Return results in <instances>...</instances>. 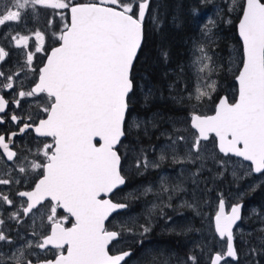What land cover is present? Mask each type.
I'll return each mask as SVG.
<instances>
[{"label": "snow or ice", "instance_id": "snow-or-ice-1", "mask_svg": "<svg viewBox=\"0 0 264 264\" xmlns=\"http://www.w3.org/2000/svg\"><path fill=\"white\" fill-rule=\"evenodd\" d=\"M149 3L150 0H0V27L8 26L0 39L25 50L22 67L0 70V125L10 122L18 128L7 134L0 132V160L12 162V170L25 176L36 174L27 190L13 194L0 191V241L15 244L5 227L2 206L13 209L7 215L8 221L21 224L24 217L31 216L33 225V239L25 240L8 255L0 251V264H127V258L132 256L130 249L113 251V242L132 229L110 230L106 221L128 207L110 197L126 183L117 146L125 136L128 98L134 88L133 67L144 39ZM228 4L230 12L237 8L240 12L238 32L243 59L235 76L238 98L230 101L228 96L218 97L212 114L193 110L189 116L191 146L185 156L174 154L172 159L180 164L194 163L193 157L202 159V141L211 138L220 153L251 162L248 174L264 175V0H228ZM40 9L53 10L45 30L28 29L27 18L38 17ZM12 24H23V32L13 34ZM214 27L212 20L205 25L208 32ZM199 51L201 55L194 61L199 74L194 97L197 101L211 100L217 81H205L218 69L203 45ZM38 53L45 54L46 62L37 70L33 61ZM8 56L9 52L0 46V64ZM22 73L25 78L29 74L36 77L27 90L18 79ZM6 90L10 99L6 98ZM40 94H44L46 102L37 104V109L45 118L18 115L13 110L12 106L20 108L23 98ZM29 131L51 138V143L36 148L35 159L23 154H33L32 149H20L14 139ZM188 142L184 135H177L167 150L176 153L178 143ZM166 158L162 149L160 160ZM148 163L145 157L137 167H147ZM5 174L9 178H0V185L21 184L20 179L11 176V170ZM161 187L168 191L163 178ZM174 190L182 188L177 185ZM242 207V203H235L226 211L221 195L214 222L225 246L210 252L207 264H229V258L239 259L234 226L241 220ZM141 227L142 235L151 231L150 226ZM188 262L199 264L196 255H189L185 264Z\"/></svg>", "mask_w": 264, "mask_h": 264}, {"label": "rangeland", "instance_id": "rangeland-1", "mask_svg": "<svg viewBox=\"0 0 264 264\" xmlns=\"http://www.w3.org/2000/svg\"><path fill=\"white\" fill-rule=\"evenodd\" d=\"M202 1L204 2L203 7L193 9L196 30L186 37L188 40L184 39V43L188 46L187 58L183 63L184 67L182 66L183 70L186 68L187 75L182 74L181 77L183 80L181 88L184 91L165 98L151 83L145 84L144 79L147 75L141 71L143 77L138 83L141 97L140 110L133 111L127 119V132L130 139L123 142L127 151L133 150L135 145L140 146L138 145L141 140L140 136L150 145H146V150L143 146V151L142 148L135 149L133 153L130 152L131 154L126 155L122 171L129 178V183L127 187L118 190L113 195L114 199L125 197L132 206L130 211L115 214L111 218L112 227L117 226L119 230L121 227L132 229L131 232L124 231V242L127 240L131 243L135 242L141 236V226L152 227L157 223L155 220L163 203V195L166 193L169 197V191L172 188V238L169 236L162 238V241L157 239L153 242L142 243V249L138 251L137 256L130 264H154V261L155 264H165V262L166 264H185L189 255H196L199 264H201L203 260L207 259L210 252L222 250L225 241L216 234L213 223V216L218 209L221 195L228 209L233 203L243 200H246L247 204L243 213V224L236 232L237 243L240 246L238 247L240 249L237 250L239 259L229 258V264H264V195L259 201H249L248 203V193L260 187L264 182V175L248 174V169L251 166L248 161L220 153L216 142L211 138L209 141H202L200 153L202 159L193 157L194 163L185 162L182 164L175 163L172 159L174 154L185 156L191 146L193 130L189 127L190 113L193 110L211 113L222 93H227L231 101L237 94L235 76L242 65L243 51L242 44H238L234 40L232 27L240 17L239 9L230 12L228 0ZM47 10L49 9H43L44 17ZM209 20L215 21V27L211 32L205 28ZM33 26H38L33 30L40 27L35 22H33ZM202 45L218 69L205 82L217 81V90L211 100L197 101L194 93L199 82V74L194 61L201 55L199 48ZM165 100L167 103L162 104ZM168 104L172 105V110L163 106ZM136 124H139L140 127H136ZM177 129H179L178 132ZM177 135H184L189 142L187 144L178 143L176 153H173L167 150V146L171 140L176 139ZM162 149L165 150L167 157L164 160H160ZM145 157L150 158L152 164L157 165L162 162L165 165L164 169L167 172L160 173L156 184L151 182L150 185L143 186L141 180L144 171L143 165L137 167V162ZM151 157H155V159ZM170 161H172V165ZM220 161L224 162L223 165ZM171 166L172 185L170 187L167 185L168 191L165 192L162 190L161 180L163 178L164 182L169 183L171 176L168 172L171 170L169 168ZM6 170H11L12 176L19 174L18 171L12 170L11 166H8ZM1 174L3 175L4 172ZM177 185L182 188V191L174 190ZM149 188L152 191L147 192L146 189ZM3 189L5 193L9 194L18 191L17 188L13 191H10V188ZM151 192H154V195L146 198L139 208V199L142 196H148ZM189 204L194 207H188ZM2 207L5 213L4 206ZM7 210L8 214L13 209L8 206ZM251 216H254L255 228L250 226V221L253 220L250 218ZM30 224L33 226L32 218ZM162 229L168 230L169 226L163 225ZM159 236H162V232ZM31 239L33 237L30 234L17 243L16 247L22 245L25 240ZM119 244L121 245V243ZM0 247H2L1 243ZM185 249L188 250V253ZM0 251L5 253L2 248ZM183 252L186 255H183Z\"/></svg>", "mask_w": 264, "mask_h": 264}, {"label": "flooded vegetation", "instance_id": "flooded-vegetation-1", "mask_svg": "<svg viewBox=\"0 0 264 264\" xmlns=\"http://www.w3.org/2000/svg\"><path fill=\"white\" fill-rule=\"evenodd\" d=\"M52 11L53 10H51V9L47 10V12L45 13V17H44V11H43V9H40L38 17H36L35 19L32 17L27 18V20H26L27 28L33 30L35 27H38V26H33V22H35L36 25H40L39 28H41L42 30H45L46 21L50 18ZM11 29H12L13 34H15V32H18V31L23 32L24 25L23 24H12ZM7 30H8V26L0 27V34H3ZM49 43L54 44L55 41H49ZM0 46H4L5 49L9 52V56L6 58L5 62L0 64V70H5L6 72L9 70L15 71L17 68L23 66V63L25 60V50L23 48L15 47L13 44H10L9 41L6 39H0ZM30 48H31V44H30ZM43 62H46L45 54L38 53L36 59L33 61V67L37 68V70H38L39 67H42ZM35 78H36L35 74H29L28 77L25 78L24 74L22 73L18 79L23 81V86H24L25 90H27V88L31 84V81L34 80ZM5 95H6V98H9V99L11 98L9 96L8 90L5 91ZM45 102H46V98L44 97V94H40L39 97H25V98H23L21 100L20 108H15L14 106H12V107H13V110L18 115L33 114L34 118L41 119V118H45V114L38 113L37 104H44ZM17 130H18L17 125H15L14 123L8 122L4 125H0V132L5 133V134H7L8 132L17 131ZM14 139H15L16 145L20 149H25V148L32 149L33 154H31V155H29L27 152L23 153L24 155H28L29 159H35L36 158L35 151H36V148L39 147V145H41L43 143H51L50 137H39L35 132H32V131H29L26 134L17 136ZM151 158L155 159V157H151ZM147 160L149 162L148 166L145 167L143 165L144 171L141 175V180L143 182V186L144 185H150L149 183H151V182H154L156 184L157 183L156 182L157 177L160 175V173L163 171L167 172L164 169L165 168L164 163L159 162L157 164L158 165L157 167H153L152 166L153 164L150 161V158H148ZM170 163L172 165V161H170ZM8 166H12V162H10V161L6 162L5 160H0V178H4V177L9 178V176H7L5 174L7 172L6 169H8ZM169 168L171 169L168 172V174L171 176L170 181L168 184L166 182L165 183L170 187L172 185V166ZM188 168L191 170L190 167H188ZM2 172H4L3 175L1 174ZM12 177L20 179L21 184H19V185L12 184V185H8V186L0 185V191H3L4 190L3 188H7V189L10 188V191L11 190L13 191L15 188H17L18 191L27 190L31 186V184L33 183L34 179L36 178V174L31 173V174L25 176L24 174L19 173L18 175L15 174ZM183 183H184V181H183ZM256 190H253V191H256ZM153 193L151 192L148 196H142V198L139 199L140 200V202L138 203L139 208L146 198L152 197V195H154ZM169 195H170L169 197L167 196L166 193L163 195L164 196L163 203H162V206L160 207L159 214L157 215V218L155 220V221H157V223L151 227V231L149 233L143 234V235L141 234V236L139 237L138 240L131 243L128 240L126 242H124L123 239L125 237H124V232H123L122 236L119 238V240L113 242V244L115 245V248L113 249V251L129 250V249L132 251V256L127 258V264H130V262L137 256L138 251L140 249H142V245H141L142 243L153 242L157 239H160L162 241V238H166L169 236L172 238V188L169 191ZM116 200L125 201L128 203V208L126 210H124L123 212H128L132 209L130 201L125 199V197L119 198ZM243 203H244V210H245V208L247 206L246 200H243ZM169 205H171V206L169 207ZM7 207L8 206H4V209H5L4 217L6 219L5 227L10 230V235L13 237L15 244L10 245V244H7L3 241H0V243L2 244V247H0V249L1 248L4 249L6 255L10 254L11 251H13L14 248L16 247V244L20 243L23 238L30 235L33 231V226H31V224H30L31 223V216L30 217H24L23 223H21V224H17L15 221H8L7 220L8 214L6 213L8 211ZM60 211L62 214L67 215V213L64 212L63 210H60ZM168 217H171V220H169ZM243 217H244V215L242 216V219L234 227L235 245L237 247V250L240 249V248H238L240 246H239V243H237V238H236L237 233L236 232H237V229L243 224L242 223ZM250 218L253 219L250 221L251 222L250 226L255 228L256 224L254 222V216H251ZM110 223H111V218L106 223V226L109 227L110 230H112V229L119 230V228L117 226L112 227ZM163 225L169 226V229L163 230L162 229ZM37 228L39 230V227H37ZM160 232H162L161 237L159 236ZM23 234H25V235H23ZM119 243H121V245ZM110 248H113V245H110ZM35 251L38 254H40L42 257L44 256V253H40V250L36 249ZM185 251L188 253V250L185 249ZM183 255H186L185 252H183ZM48 258H51V253H48ZM201 264H207V259L203 260Z\"/></svg>", "mask_w": 264, "mask_h": 264}, {"label": "trees", "instance_id": "trees-1", "mask_svg": "<svg viewBox=\"0 0 264 264\" xmlns=\"http://www.w3.org/2000/svg\"><path fill=\"white\" fill-rule=\"evenodd\" d=\"M203 6L202 0H151L145 19L143 46L133 67L134 88L128 98L127 119L133 111L140 110L141 97L138 83L143 77L141 71L147 75L144 79L145 84L151 83L165 98L184 91L181 88L183 81L181 77L182 74L187 75L186 68L184 70L182 68L188 54V46L184 43V39L196 30L193 9ZM236 24L237 22L232 27L234 40L241 44L237 35ZM177 79L178 81H176ZM166 103V100L162 102V104ZM163 106L172 110L171 104ZM139 138L141 144L138 143L140 146L135 145L132 148L134 151L141 148L143 151V146L146 150V145L149 144L141 136ZM127 139H130L128 132L118 147L122 157V165L126 161V155H129L130 152L133 153V150L128 152L123 145ZM128 183L129 178H127L126 187ZM263 195L264 182L256 191L248 193V203L249 201H259Z\"/></svg>", "mask_w": 264, "mask_h": 264}, {"label": "water", "instance_id": "water-1", "mask_svg": "<svg viewBox=\"0 0 264 264\" xmlns=\"http://www.w3.org/2000/svg\"><path fill=\"white\" fill-rule=\"evenodd\" d=\"M150 2H151V0H150ZM149 5H150V3H149ZM146 16H147V13H146ZM146 16H145V19H146ZM238 24H239V19H238V21H237V25H236V28H237V35H238V37H239V39H240V41H241V44H242V38L239 36V32H238ZM144 32H145V21H144ZM143 42H144V39H143V41H142V46H143ZM142 46H141V48H142ZM141 50V49H140ZM140 50H139V52H140ZM242 51H243V44H242ZM139 52H138V54H139ZM134 64H135V62H134ZM241 67H242V65H241ZM236 80V79H235ZM236 84H237V94H236V97H235V99L236 98H238V81H236ZM130 95V94H129ZM221 96H228L227 95V93H222L219 97H221ZM234 99V100H235ZM231 101V100H230ZM233 101V100H232ZM217 102H218V100H217ZM216 102V103H217ZM129 103V102H128ZM129 109V108H128ZM208 114H212V112L211 113H208ZM128 115V114H127ZM126 120H127V116H126ZM125 136H126V126H125ZM124 136V137H125ZM124 137H122L121 138V142H122V140L124 139ZM118 147H119V145L117 146V151H119L118 150ZM218 148V147H217ZM229 155H231V156H234V157H236L235 155H233V154H229ZM238 158H241V157H238ZM241 159H243V158H241ZM249 162V161H248ZM250 164H251V162H249ZM121 164H122V160H121ZM122 174H123V172H122ZM255 174H259V173H255ZM124 175V174H123ZM126 177V176H125ZM126 181H127V179H126ZM125 185H126V183L124 184V185H122V186H120L118 189H121V188H124L125 187ZM117 189V190H118ZM117 190H115L114 191V193L117 191ZM113 193V194H114ZM112 194V195H113ZM112 195H111V197L110 198H112L114 201H117V202H121V203H126L127 205H128V203L127 202H125V201H118V200H115L113 197H112ZM237 203H242V205H243V207H242V209H241V219H242V216H243V211H244V203H243V201H240V202H237ZM233 204H235V203H233ZM128 208V207H127ZM126 208V209H127ZM126 209H121V210H118V212L117 213H114L111 217H109V219L110 218H112L115 214H118V213H121V212H123L124 210H126ZM218 210V209H217ZM226 211H229L230 209H228L227 208V206H226V209H225ZM214 216H215V214H214ZM214 216H213V223H214V229H215V222H214ZM108 221H106V223H107ZM239 222V221H238ZM237 222V223H238ZM235 227V226H234ZM112 230H114V229H112ZM216 232V231H215ZM217 234V233H216ZM218 235V234H217ZM234 243H235V240H234Z\"/></svg>", "mask_w": 264, "mask_h": 264}, {"label": "bare ground", "instance_id": "bare-ground-1", "mask_svg": "<svg viewBox=\"0 0 264 264\" xmlns=\"http://www.w3.org/2000/svg\"><path fill=\"white\" fill-rule=\"evenodd\" d=\"M168 12V11H167ZM169 13V12H168Z\"/></svg>", "mask_w": 264, "mask_h": 264}]
</instances>
